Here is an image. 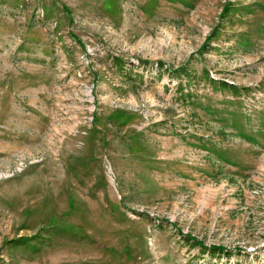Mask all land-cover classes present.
Instances as JSON below:
<instances>
[{
	"label": "rangeland",
	"instance_id": "rangeland-1",
	"mask_svg": "<svg viewBox=\"0 0 264 264\" xmlns=\"http://www.w3.org/2000/svg\"><path fill=\"white\" fill-rule=\"evenodd\" d=\"M0 264H264V0H0Z\"/></svg>",
	"mask_w": 264,
	"mask_h": 264
}]
</instances>
